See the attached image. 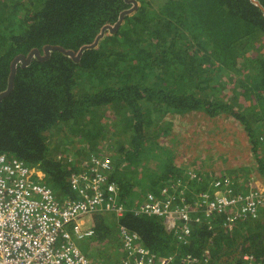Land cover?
<instances>
[{
    "label": "trees",
    "instance_id": "16d2710c",
    "mask_svg": "<svg viewBox=\"0 0 264 264\" xmlns=\"http://www.w3.org/2000/svg\"><path fill=\"white\" fill-rule=\"evenodd\" d=\"M226 83L231 96H221ZM107 109L116 137L110 177L129 208L120 218L94 215L97 241L113 238L110 216L157 255L208 249L218 264H241L244 253L264 264L261 209L260 217L238 218L226 230L223 214L193 224L180 245L160 217L128 211L169 181H189L186 195L206 190L207 183H191L167 147L158 146L164 154L157 167L145 165L155 138L169 132V123L159 122L170 111L233 117L263 160L254 126L264 120V0H0V154L40 169L57 199L74 198L69 178L79 158L73 153L69 161L66 144L48 139L65 129L59 138L76 135L84 155L99 154ZM243 179L230 177L233 188Z\"/></svg>",
    "mask_w": 264,
    "mask_h": 264
},
{
    "label": "built area",
    "instance_id": "2783aa9c",
    "mask_svg": "<svg viewBox=\"0 0 264 264\" xmlns=\"http://www.w3.org/2000/svg\"><path fill=\"white\" fill-rule=\"evenodd\" d=\"M76 166L69 178L75 197L59 200L42 182L40 169L0 154V264H96L77 246L78 240L95 235L90 217L106 213L120 218L129 207L119 200V187L110 177L114 165L109 155H89ZM188 176L199 179L192 171ZM186 190L187 181H170L155 192H145L128 211L160 217L180 245L189 241L193 224H206L214 215L225 214L228 226L238 218L258 217L264 207V186L236 192L227 175L211 180L206 190L188 195ZM117 236L123 254L117 264H217L208 250L200 256L157 255L121 223ZM240 258L241 264H262L247 253Z\"/></svg>",
    "mask_w": 264,
    "mask_h": 264
},
{
    "label": "rangeland",
    "instance_id": "374dc122",
    "mask_svg": "<svg viewBox=\"0 0 264 264\" xmlns=\"http://www.w3.org/2000/svg\"><path fill=\"white\" fill-rule=\"evenodd\" d=\"M216 78L220 79L217 75ZM228 84H225L226 89L224 88V92H221V96L222 93L226 96H231L233 88H230ZM207 93L210 98L214 97L211 96V92L210 94L209 92ZM240 100L244 106L249 105V101L245 100L242 96ZM107 110L108 114L105 115L104 123L109 126V130L105 134V139L100 142V152H105L110 156L111 153L113 155L114 151L109 148H112L116 141V137L114 135L112 136L113 128L110 127L115 121V117L113 113L109 112V109ZM246 112L251 116V119L254 117L251 109ZM159 123L165 126L169 123L170 129H168L169 132L166 136L155 138L152 154L149 155L150 153H148L145 155L146 166L152 167L153 165L157 167L160 161L156 159V156L161 155V158L163 157L162 154H164L158 146L167 147L166 149L169 150L172 159L175 160L173 162L177 164L176 166H180L183 172L197 171L199 175L201 174L198 181H191L192 184L194 182H198V185L207 183L205 188H208L212 178L221 174L229 177H232L230 174H234L246 179L252 178L255 186L256 184H264V169L260 168L262 164L264 165V120L260 125L254 126L255 133L260 141L257 148V155L258 157H263V160L259 163L252 152V145L244 126L233 117L227 116L224 113L209 117L201 112L184 114L170 111L161 118ZM64 130L55 133L53 137L49 134V137H51L50 140L48 139L49 143L60 140V142L63 141V145L66 144L65 147L69 149V153L67 154H71L70 156L73 153H76L77 157L75 158L79 159L89 156L84 155L86 148L84 149V145L78 141L76 135L70 136L69 138H59V135ZM68 132L69 130H66L65 134ZM62 138L66 139L64 140ZM154 154L155 156H153ZM65 155V152L62 153L61 158ZM153 169L155 171L157 170L156 168ZM256 178H258V181ZM247 188L249 189V187ZM135 198L139 199V194ZM108 217L109 219L106 220L107 223H112L113 225V238L105 239V241H97L95 232L93 237L77 241V245H82V250L80 249L82 253L93 259L96 264H114L120 257L121 251L117 236V225L114 226L111 217ZM91 220L93 224L96 223L94 215L90 217Z\"/></svg>",
    "mask_w": 264,
    "mask_h": 264
},
{
    "label": "crops",
    "instance_id": "0c3cea01",
    "mask_svg": "<svg viewBox=\"0 0 264 264\" xmlns=\"http://www.w3.org/2000/svg\"><path fill=\"white\" fill-rule=\"evenodd\" d=\"M175 161V160H174ZM232 177H237V175H233ZM258 180V179H257ZM263 180H264V178H263ZM247 181H249V182H251L252 180H250L249 178L248 179H243V180H240V184L238 183L237 184V187L238 188H236V186H234V188H235V190L236 191H241V192H243L242 190H243V187H247L246 186V184H247ZM256 185H258V184H256ZM261 186H264V184H260ZM254 187H256L255 185H254V182L252 181L251 182V185H250V188H249V190L250 189H252V188H254ZM224 216H225V214H223ZM224 222H225V219H224V221H223V226H224V229L226 230L228 227H232L234 224H236V223H238L239 221H235V222H233V223H231V224H229L228 226H225V224H224ZM208 223V222H207ZM92 224H93V221H92ZM94 225V224H93ZM78 247H80L79 249H81L82 250V245H80L79 246V244L77 245ZM149 249V248H148ZM208 250V249H207ZM88 252V251H87ZM208 252H209V250H208ZM90 255V254H89ZM122 253H120V258L122 257ZM241 255V254H240ZM120 258L114 263V264H117L118 263V261H120ZM93 260V259H92ZM213 260V259H212ZM218 264V263H217Z\"/></svg>",
    "mask_w": 264,
    "mask_h": 264
},
{
    "label": "water",
    "instance_id": "95a60500",
    "mask_svg": "<svg viewBox=\"0 0 264 264\" xmlns=\"http://www.w3.org/2000/svg\"><path fill=\"white\" fill-rule=\"evenodd\" d=\"M117 27H118V25L114 26V28H111V29H110L111 33L115 32L116 29H117ZM102 35H103V34H101V35L99 36V38H101ZM21 58H22V60H23L24 62H27V61H28V59H25V58H23V57H21ZM16 60H18V58H16ZM16 60H15V61H16ZM15 61L12 63V71H11V76H10V86H11L12 77H13V75H14V71H15V69H14Z\"/></svg>",
    "mask_w": 264,
    "mask_h": 264
},
{
    "label": "clouds",
    "instance_id": "9594fccd",
    "mask_svg": "<svg viewBox=\"0 0 264 264\" xmlns=\"http://www.w3.org/2000/svg\"><path fill=\"white\" fill-rule=\"evenodd\" d=\"M260 139H262V138H260ZM249 179L252 180V181L254 182V180H253L252 178H249ZM256 179H258V178H256ZM257 181H258V180H257ZM254 184H255V183H254ZM260 209L264 211V207H263V206L260 207ZM261 210H260V211H261ZM260 211H259V213H258V216H259V217H260Z\"/></svg>",
    "mask_w": 264,
    "mask_h": 264
}]
</instances>
